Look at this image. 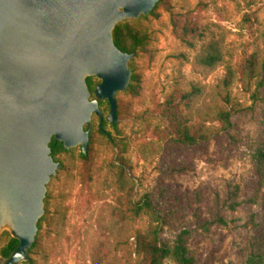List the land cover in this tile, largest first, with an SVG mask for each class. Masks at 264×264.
I'll return each mask as SVG.
<instances>
[{
  "label": "rangeland",
  "instance_id": "374dc122",
  "mask_svg": "<svg viewBox=\"0 0 264 264\" xmlns=\"http://www.w3.org/2000/svg\"><path fill=\"white\" fill-rule=\"evenodd\" d=\"M169 8L197 23L200 36L193 47L181 42L163 5L146 18L127 20L149 35L147 50L131 58L140 77L139 92L116 93L122 110L114 125L105 123L109 136L96 131L98 118L92 116L88 162L80 157V146L56 155L61 165L46 193L51 210L62 208L64 222L56 227L44 223L35 236L37 246L19 264H139L134 235L156 223L146 213L125 214L117 202L127 192L116 184L121 150L128 163L126 187L132 186V198L158 186L169 187L176 197L174 215L162 226V240L172 241L186 229L190 231L187 246L197 264H264V164L258 171L252 160L264 131V103L250 95L258 78L239 72L252 54L264 68V0H170ZM213 40L221 45L222 62L214 68L202 67L195 56ZM227 67L234 70V79L230 101L225 103L216 92ZM192 85L202 93L189 109L184 108L191 119H206L205 111L221 105L234 110L231 126L207 141L177 148L173 160L184 170L171 173L166 168L170 159L161 156L166 138L158 132L165 126L159 112L173 91ZM106 107L103 102V115ZM206 124L219 126L216 120L208 119ZM232 201L238 203L234 209L228 206ZM215 202L227 224L213 223L204 229L201 224L209 219ZM10 237L7 230L1 232L0 249ZM253 238L260 240L259 260L250 255ZM163 264L175 263L168 258Z\"/></svg>",
  "mask_w": 264,
  "mask_h": 264
},
{
  "label": "water",
  "instance_id": "95a60500",
  "mask_svg": "<svg viewBox=\"0 0 264 264\" xmlns=\"http://www.w3.org/2000/svg\"><path fill=\"white\" fill-rule=\"evenodd\" d=\"M158 0H0V234L17 247L0 264L28 260L47 184L60 167L49 143L87 153L92 116L117 121V92L128 87L134 52L112 31L147 15ZM97 81L92 91L86 79ZM107 135H109L107 133Z\"/></svg>",
  "mask_w": 264,
  "mask_h": 264
},
{
  "label": "trees",
  "instance_id": "16d2710c",
  "mask_svg": "<svg viewBox=\"0 0 264 264\" xmlns=\"http://www.w3.org/2000/svg\"><path fill=\"white\" fill-rule=\"evenodd\" d=\"M170 0H158L150 14H153L155 9L163 5L170 14V24L174 35L185 45L193 47L196 37L200 36L201 32L197 23L191 22L185 16L179 15L173 12L169 8ZM147 16L142 15V18ZM113 40L115 45L124 52H134L133 58L138 56L140 51L147 50L149 42V35L146 31L140 27L135 26L130 21H122L118 23L113 31ZM195 61L198 65L206 68H214L222 62V50L219 41L213 40L207 43L202 49L201 53L195 56ZM258 59L255 54L249 56V58L242 64L240 73L248 78L257 77V85L251 92V98L253 100H259L264 103V68L257 63ZM129 67L131 69V77L126 88V92L137 95L140 88V77L136 72L133 65V60L130 61ZM234 79V70L227 67L223 77L217 85V98L223 102L228 103L230 101L229 87ZM89 90L92 91L96 81L93 77H87L86 79ZM201 88L198 85H192L189 90L176 89L173 91L164 101L160 109V115L165 120V126L159 129V133L163 134L166 138V145L162 148L161 156L168 157L170 162L166 168L171 171L168 172H180L184 170L183 166L176 165L173 160L175 150L181 147H187L193 144H197L202 141H207L213 136L218 135L220 132L227 131L231 126V115L234 112L233 109H227L221 105H216L213 108L205 111L204 117L207 120H216L219 122V126H210L206 124V119L192 120L190 113H187L185 109H189L193 101V98L200 95ZM103 104L99 101V107ZM108 107H106V110ZM102 111V108H100ZM122 110L121 104H116V114H120ZM98 118V117H97ZM106 120L102 122L101 127L104 129ZM96 131L103 134L100 127L97 125ZM92 129L90 128L89 137L91 138ZM51 149V155L56 160V155L60 152H67L60 141L52 139L49 143ZM90 146L87 148V153L80 152V157L88 162L90 157ZM124 150L118 154L116 162L118 163L116 172V184L119 188H126V194L117 199L120 205L125 208L124 213H130L131 216L137 217L141 213H146L153 222L156 224L150 226L145 230H138L134 235L135 253L139 257V264H163V262L170 258L175 264H197V259L189 252L187 246V236L190 231L184 229L172 241H165L160 238L162 226L170 221L173 217L176 207V197L171 192L170 188L165 186H158L154 189L143 193L137 199L132 198L129 194L132 186H127L128 181V163L123 155ZM252 160L258 171L261 170L264 164V131L263 135L258 141L253 153ZM61 165V164H60ZM50 194L46 193L44 198L43 216L38 220L37 226L40 231L43 224L57 226L58 223L63 224L64 213L60 206H56L54 210H51ZM238 203L232 201L228 204L231 209H234ZM213 223H219L222 225L227 224L224 217L219 213V205L215 202L212 208L209 210V219H205L202 222V227L206 229V225ZM260 240L253 238L251 242L250 255L254 260H259L263 257L261 252V246L258 244ZM38 243V236L35 237V241L32 244L29 252H31ZM18 245V240L10 237L8 241L0 249V259L7 257L12 250ZM32 262V261H30Z\"/></svg>",
  "mask_w": 264,
  "mask_h": 264
},
{
  "label": "flooded vegetation",
  "instance_id": "af4514ba",
  "mask_svg": "<svg viewBox=\"0 0 264 264\" xmlns=\"http://www.w3.org/2000/svg\"><path fill=\"white\" fill-rule=\"evenodd\" d=\"M102 102H105L106 103V106L108 107V111H109V105H108V102L107 101H102ZM99 104V103H98ZM100 108V107H99ZM108 111H107V113L105 114V115H103V120H102V122L104 121V119L106 120V124L107 123H110L109 121H108V119H107V115H108ZM103 114V113H102ZM111 124V123H110ZM101 125H102V123H101ZM111 125H114V124H111ZM98 126H99V119H98ZM101 129V131L106 135V136H109V135H107V131L105 130V129H103L102 127L100 128ZM109 134V133H108Z\"/></svg>",
  "mask_w": 264,
  "mask_h": 264
}]
</instances>
